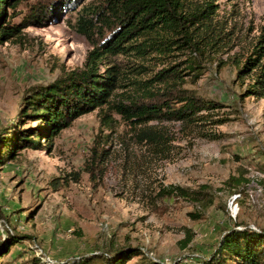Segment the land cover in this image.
<instances>
[{
  "label": "rangeland",
  "instance_id": "1",
  "mask_svg": "<svg viewBox=\"0 0 264 264\" xmlns=\"http://www.w3.org/2000/svg\"><path fill=\"white\" fill-rule=\"evenodd\" d=\"M102 1L78 0L69 10L63 0L5 7L2 23L22 32L0 43V136L11 126L41 125L22 117L27 100L86 70L95 46L74 26L83 8L93 11ZM197 1L212 2L215 10L211 29L193 32L199 51L177 36L172 48H183L173 52L108 56L98 74L117 67L109 103L48 142L43 135L40 150H25L0 168V243L18 241L0 264H63L123 247L143 253L126 264H201L237 225L264 230V96L249 93L264 57L239 73L249 57L257 58V45L264 46V0ZM54 4L60 7L49 13ZM94 40L99 46L98 35ZM191 61L202 68L190 72ZM168 68L180 72L178 89L211 101L198 123L136 120V105L175 95L167 79H155ZM145 132L164 137L163 147ZM231 178L242 182L241 193ZM171 186L204 188L212 204L169 197Z\"/></svg>",
  "mask_w": 264,
  "mask_h": 264
},
{
  "label": "trees",
  "instance_id": "2",
  "mask_svg": "<svg viewBox=\"0 0 264 264\" xmlns=\"http://www.w3.org/2000/svg\"><path fill=\"white\" fill-rule=\"evenodd\" d=\"M16 1L18 0H0V43L4 38H12L22 32L20 26L11 27L2 23L5 21V7L16 8ZM75 3L78 6V0H63V10H69ZM56 5H49L48 12L55 14L60 7ZM213 15L215 10L212 2L201 3L197 0H103L93 11L88 12L83 8L74 28L95 46L87 57L86 70L72 73L67 80L58 81L49 87L38 88L31 99L27 100L22 117H30L34 122H41V125L29 129L11 126L0 136V168L15 160L25 150H40L42 146L39 141L43 139V135L48 142L76 119L109 103L118 81L117 67H108L103 76L98 74L99 65L108 56L130 55L132 51L142 56L149 50L160 54L173 52L176 48H183H172L178 40L177 36H182L185 45L197 52L199 49L193 32L199 27L205 32L210 30ZM33 18L38 25L41 24L39 17ZM97 35L101 40L99 46L94 40ZM259 43H264V31ZM255 54L257 58L249 57L239 69L240 74H246L260 66L264 57V46L257 45ZM200 68L202 67L196 61H191L188 70L195 72ZM179 74V71L172 72V68H168L156 75V80L167 79L169 94L175 95L167 100L158 99L154 104L151 102L146 106L136 105L139 110L134 112L136 120L145 122L144 124L151 121L194 124L203 119L198 113L202 108H212L211 101L204 102L195 92L178 89L176 79ZM255 75L256 82L249 93L264 96V64ZM151 96L154 99L158 94L151 93ZM42 124L48 127L46 133ZM145 136L159 148L163 147L164 137L160 134L145 132ZM231 181L236 182V194L241 193L239 188L242 182L234 178ZM165 193L169 197L183 198L205 208L212 204L211 200L206 199L204 188L192 190L171 186ZM191 216L198 217L193 214ZM239 226L229 230L212 258L201 264H264V230L248 226L238 229ZM191 238L190 236L189 240ZM17 242L13 238L6 243H0V258L5 255L4 250ZM142 254L141 249L123 247L86 255L63 264H126Z\"/></svg>",
  "mask_w": 264,
  "mask_h": 264
}]
</instances>
